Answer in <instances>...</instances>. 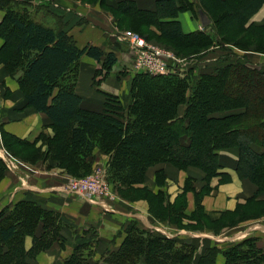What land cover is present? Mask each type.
Returning <instances> with one entry per match:
<instances>
[{
	"label": "trees",
	"instance_id": "1",
	"mask_svg": "<svg viewBox=\"0 0 264 264\" xmlns=\"http://www.w3.org/2000/svg\"><path fill=\"white\" fill-rule=\"evenodd\" d=\"M11 1L0 0V11L4 12L0 22L3 41L0 64L10 76L21 72L17 82L27 105L45 114L55 131L52 137L40 136L45 154L41 152L39 159L56 161L57 144L59 158L70 170V161L84 163L99 143V149L109 156L110 179L119 184L122 192L137 190L136 186L143 183L144 174L151 167L168 165L184 172L199 171L202 174L200 179L187 176L183 193L173 204L162 188L163 168L155 172L154 185L158 190L156 194L148 191L150 208L154 203L162 207L163 217L173 225H181L180 220L184 218L186 193H194L192 217L201 210L202 198L211 193V179L219 177L222 182L228 181L229 175L223 171L228 167H233L240 179L255 186L247 203L264 198V137L258 135L259 130L264 131L263 70L253 67L242 56L227 60L197 78L190 73L183 78L177 74L150 76L137 73L127 108L115 104L117 99L112 98L113 94L99 91L103 98L100 111L84 110L82 99L75 92L78 62L88 57L100 63L106 73L118 61L114 52H105L91 44L79 47L60 27L50 28L33 20L24 21L7 5ZM95 2L113 16L119 28L128 25L132 29L144 28L150 33L156 29L158 34L151 33L153 37L177 44L188 57L213 47L225 51L232 47L242 52L260 51L242 48L230 38L243 32L254 33L260 28L249 24V20L264 0H233L231 4L230 0H207L212 8L218 5L219 10H224L220 17L201 1L197 3L199 10L206 13L213 31L190 34L182 32L176 18L179 12L193 13L197 5L194 1L155 0L152 11L138 8L134 0H121L114 7H106L104 0ZM137 34L149 40L147 35ZM260 53L264 54V51ZM68 78L69 83H65ZM231 84L239 90V97L204 104L209 92L217 95ZM182 105L185 110L180 117L178 109ZM139 126L143 135L135 132ZM59 131L63 133L57 141ZM165 131V141L158 146L156 135ZM2 141L5 147L11 141L37 148L35 143L6 133L2 134ZM147 146H153V152L141 155L140 149ZM40 149L38 147L36 152ZM225 152L235 153L236 161ZM5 170L0 160V180ZM152 215L158 216L155 212ZM222 218L210 221L213 226H206L207 229L217 234L224 226L217 227ZM196 223L201 226L203 219H197ZM123 228L124 237L116 250H106L94 260V243H79L63 264H264V250L254 238L243 239L226 249L206 246L199 252L189 242L158 236L140 228L135 221L128 222ZM61 230L60 217L55 212L41 208L33 201L17 202L7 215L0 214V264H36L34 259L39 252H46L55 244L64 246ZM27 235L33 237V245L28 251L23 248V239Z\"/></svg>",
	"mask_w": 264,
	"mask_h": 264
},
{
	"label": "crops",
	"instance_id": "2",
	"mask_svg": "<svg viewBox=\"0 0 264 264\" xmlns=\"http://www.w3.org/2000/svg\"><path fill=\"white\" fill-rule=\"evenodd\" d=\"M119 1L121 0H104L106 7H114ZM134 2L138 8L143 10L152 11L155 8V0H134ZM63 3L68 2L64 1ZM67 6H71V4L59 6L58 17L61 19L59 22L60 28L73 37L77 46L82 47L86 44H91L105 52H114L118 62H127L125 55H128V52L124 53L125 51L122 50V44L126 43L116 38V34L119 33L117 30L121 31V27L117 26L113 16L109 12L101 10L99 5L93 10L84 9L74 4L71 7ZM3 16L4 13L0 11V22ZM176 20L179 22L184 34L209 32L207 30L209 27H202L197 15L195 16L191 11L179 12ZM249 23L257 27H264V4L250 18ZM153 31L158 34L156 29H153ZM2 44L3 41L0 38V48ZM248 55H251V59L256 60L253 62L255 67L264 71V55L256 53H249ZM205 61L208 65L217 64V59H206ZM98 64V62L88 57L81 58L77 64L78 74L75 92L81 97V107L84 110L100 111L103 98L99 91L119 94L122 90L120 83L118 82V86H116L111 80L113 77L109 74L101 79L98 85L92 84L94 73L98 70ZM113 72L118 73V70L113 68ZM117 76L119 78L118 74ZM17 78L18 74L10 76L5 66L0 64V135L2 130H5L12 136L35 143L37 147H41L44 150L45 146L42 144L43 139H39L40 136L52 137L55 131L45 114L37 112L27 105L25 94L20 89ZM80 78L83 80L81 88ZM2 85L6 89H2ZM224 154L231 158L232 161H236L235 153L225 152ZM33 165L31 169L29 168L30 171L24 169L27 172L26 178L20 175V171L14 170L5 173L4 178L0 182V208L8 201H11L12 198L14 199V195L19 194L29 201L37 202L40 206L54 210L55 208L51 205V201L60 199V197L67 200L66 203L59 206L60 208H57L58 212H63L61 215L63 216L62 220L65 226H62L61 237H63L64 246L61 247L55 244L48 251L40 253L36 258L37 264H62L65 258L72 252L73 247L79 243L88 242L94 243L93 250L95 256L92 259L97 260L104 251L116 250L119 247L124 237L122 228L130 221H135L140 228L145 230L163 229L164 231L160 230L156 235L174 238L181 242H189L193 245L197 243L202 244L203 242L209 243L213 236V231L207 229V227H202L201 231L196 232L173 228V225L165 219L159 220L150 214V212H146L147 204L144 201H137L135 203L115 201L114 203H109V207L103 208L98 204L92 205L91 203L80 201L81 199L78 197L64 196L63 194L67 193L59 191V180L53 174V172L61 173L63 170L54 168L53 164H50L49 167L37 163ZM223 171L229 175L228 181L222 182L219 177L212 179L210 183L212 193L205 195V198L202 200L204 216L210 221H218L221 212L231 211L237 206L246 203L255 191V186L247 180L240 179L233 167L225 168ZM166 172L167 174L169 173L170 182L167 190L164 191L170 195V204H172L177 194L181 192L187 176H193L196 179H200L202 176L196 170L177 173L171 167H167ZM152 182H147L145 179L142 184L136 187L139 190L147 188L151 193L156 194L158 189L154 185V182L150 185ZM198 184L199 182H197ZM5 199L9 200L4 201ZM187 199V209L191 211L194 206L192 193L187 194ZM77 202L79 206H83L84 211L75 213L73 212L74 210L70 211L66 209L68 203L74 205ZM183 222L186 223V221ZM248 223L255 224L252 221ZM196 226L199 225L196 224ZM261 229L264 230V225L262 224ZM252 230H256L253 232H257L259 230L258 226ZM221 235L220 238L224 237V232ZM240 237L245 239L251 236L244 233ZM212 245L215 244H208V246ZM258 245L264 250V239L260 242L258 241ZM30 246L31 239L26 238L25 249L29 250ZM216 246L219 247V245ZM226 248L228 247L224 249Z\"/></svg>",
	"mask_w": 264,
	"mask_h": 264
},
{
	"label": "rangeland",
	"instance_id": "3",
	"mask_svg": "<svg viewBox=\"0 0 264 264\" xmlns=\"http://www.w3.org/2000/svg\"><path fill=\"white\" fill-rule=\"evenodd\" d=\"M64 1L68 2V3H63ZM190 1H194V4L195 3L200 4L202 1L204 6L208 7V9H211L213 14L217 17H220V15L224 12V10L218 9L219 8L218 5H216L214 8L209 6V4H207V0H190ZM231 3H234L233 0H230V4ZM68 4H71V6H73V4H74L77 6H81L84 9L87 8L90 10L97 8V2H95V0H13L10 3H8L7 5L9 7H12L13 11H15L17 16L24 21H26V19H28V20L36 21V22H38V23H40L46 27L59 28L60 27L59 22L61 21V19H59L60 17H58V13L60 10L59 6L60 5L65 6ZM71 6H67V7H71ZM195 6L196 7L194 8L193 14L196 16L198 14V13H196L197 12L196 9L197 8L199 9V6H198V4ZM100 9L102 10V8H100ZM232 19L233 18H231V20ZM231 22H234V20H232ZM249 24H251V23H249ZM208 27L209 28L207 30L209 32H212L213 30H212L211 22H210ZM261 28H264V27H260V28L256 29L254 31V33L243 32V33H239V34H234V36H232L230 39L232 42L237 43L242 48H245L248 50L264 51V29H261ZM120 30L121 31L117 30V32H119V33H117V35L122 34L124 31H132V30H134L137 33H140L143 36L147 35L149 37V40H146L147 42H149L150 44L158 47L159 49H161L165 52L170 53L175 58H177L179 60H183L181 63L177 64V66L174 70L175 73H169V74H174V75L177 74L178 77H180V78H183L184 75H188L189 73L191 75L193 74L194 78H197L198 76H200V74L206 73V72H211L216 67H219V66L225 64V61L233 60V59H235V57L239 58V57L245 56L246 61H249V63L253 67H255L253 62H255L256 60L251 59L250 58L251 55H248V54L249 53H256V54L264 55L263 53H260V51L259 52H253V51L242 52V51L237 50L236 48L234 49V47L225 51V50H221L217 47H213V48H210L206 52H203L199 55L188 57L186 54L187 52L178 48L177 44H175L173 42L161 40V39L156 38V37H153V35L151 34V33L155 34V32L153 30H151L153 32L150 33V32H146V30L144 28L132 29L128 25L122 26V28ZM143 39H145V38H143ZM122 47H123L122 50L125 51L124 53L128 52L129 56L125 55V57H127V62H124V61L118 62L117 61V63L111 68V70L109 72H106V73H108L110 76L113 77L111 80L116 86H118V82H119L121 85V89H122L121 92H119V94H113L112 98H116L117 103L114 102V99L112 100V103L113 104L119 103L120 106L125 109V108H127L128 104L130 102L129 95H130V91H131L132 86H133V81L135 79L134 76L137 73H141V74L142 73L148 74V73L134 72L131 69V61L133 58L130 55L129 47L127 44H122ZM234 54L237 56H235ZM206 59H217V64L208 65V63L205 61ZM97 67H98V70H96V71H98V72L94 73V77L92 79V84H94V85H98L100 80L108 75L102 69V66L100 63L98 64ZM113 68L118 70V73L113 72L115 74V76L112 73ZM258 69H260V68H258ZM73 72L75 73V70ZM110 73H112V74H110ZM17 74L20 77L21 72H17ZM117 74L119 75V78H118ZM149 75L150 76H158V75H151V74H149ZM165 75H167V74H165ZM144 76H147V75H144ZM71 80L73 81L72 78H71ZM65 83H69V78L66 80ZM22 85L24 86L23 83H22ZM82 86H83V80H82V78H80V88ZM24 88L28 89L27 86H24ZM2 89H6L4 87V85H2ZM223 89L224 90L222 92H218L217 95L209 92V94L207 95V98H206L208 101H205L204 104L205 103L206 104H214L215 100H217V99L223 98L224 100H227V99L230 100L234 97H239V95H240L239 90H237V88H235V86L232 84L225 86ZM115 108L116 107H114V109ZM178 110H179L178 115L181 117L183 115L184 110H185V105L180 106ZM124 114H125V112H124ZM135 132H137L138 135H143L140 126L135 129ZM3 133L9 134V135H11V134L5 130H2L1 135H0V140H1L0 160L3 162V164L6 168V170L4 172V176H5L6 172L15 170V171H20L21 172L20 175L22 177L26 178L27 172L24 169H28V171H30L32 166H34L33 164H36V163L37 164H43L44 166H48V167L50 166V164H53L54 168H58V169L63 170V172H61V173L53 172V174H54V177L59 180V191H63L65 193H67V194L62 193L64 196L68 195L69 197H78L81 199L80 201H84L86 203H91L92 205L98 204V205H101L103 208L109 207L110 206L109 203H114L115 201H117V202H119V201L124 202L125 201V202H131V203H133V202L135 203L137 201H144L147 204V208L145 207L146 212H148V213L150 212V214H153L155 212L158 215L156 218H158L159 220L165 219L163 217V214L165 212H164V209L162 207H158L157 204L154 203L152 205V208H150L149 204L151 202L150 201L151 198L149 199V196H148L149 190L147 188L141 189V190L133 189L130 191L122 192L119 184H114L111 181L110 175L108 174L109 173V168H108L109 156L107 154L103 153L99 149V147H100L99 143H98V147L94 148L92 150V152L84 159V163H81V162L75 163L74 161H70L69 162L70 165L68 163V165L70 166V168H69L70 170H68L66 168L67 164H64L66 162L63 161V159L59 158V152H60L59 149L60 148L57 146V144L55 145V151H57L56 153L58 154L57 158L55 159L56 161H50V160H46L44 158L39 159L38 157L41 156L42 153L45 154V151H44L45 149L44 150H42V149L38 150V151H40V153H39L38 151L36 152V149H38V147L37 148L31 147V145H24V144H20L17 142H11V141H9L7 144L9 146L5 147V145L2 141V134ZM62 133H63L62 131L61 132L59 131L57 133L58 134L57 141H60ZM208 133H209V131L206 132V134H208ZM166 134H167V132L165 131L163 134L156 135L157 140L159 141V143H157L158 146H161V143H163L165 141ZM258 135L264 137V131L259 130ZM152 150H153V146H147L145 148L140 149V154L146 155L149 152H153ZM35 153H36V155H35ZM62 167H64V168H62ZM167 167H171V166L165 165V166L148 168L146 173L144 174L146 181L147 182L148 181L154 182L155 181V172H157V170H161L158 168H163L162 172H164V179H163L162 188L164 190H167V188L169 186V182H170L169 181L170 180L169 173L167 174V172H166ZM171 168H173V167H171ZM182 171L183 170H175V172H177V173H180ZM35 174H37V173H35ZM91 175H100L103 177V179H105V181L108 185L107 187L110 191L108 196H110V197H106L104 199H98V200L95 199L94 200V198H92L91 196H85V195H80V194H76V193H71V192H68L66 190L65 187L69 182L83 180V179H86L88 177H91ZM4 176H3V178H4ZM150 177H152V179H150ZM186 178H185V180H186ZM212 179H214V178H212ZM212 179H211V181H212ZM1 180H0V182H1ZM211 181H210V183H211ZM153 182L150 185H152ZM209 186H210V184H209ZM118 189H120V191H118ZM198 189H199L198 186H195V190L198 191ZM183 190L184 189L182 188L181 192L177 194V196L175 197L172 204L175 202L176 198L183 193ZM165 193L167 194L166 191H165ZM188 193L189 194L192 193V195L194 197L193 192H187L186 193V195H185V197H186V208H184V215H183L184 218L182 219V221L180 220L181 225H179V223H176L177 225L172 224L173 228H178V229H182V230H186V231L190 230V231L196 232V231H201L202 227H206V226L208 228L212 227L213 226L212 222H209L210 220H208L205 216H204L205 218H203L204 208L202 205V200L205 198V196L202 198L201 203H200L201 204V210L199 209L198 211H196L194 213L196 215H193L192 217H190L191 214L195 210V198H194L193 210L190 211L187 209L188 208V199H187ZM211 193H209L207 195H210ZM214 193H216V192H214ZM58 195H59V193H58ZM13 197H14V199L12 198L11 201H8L5 205H3L0 208V214H2V215L6 214L7 215V213L10 211V209L17 202H19L21 200H25V201L28 200V199L21 197L20 194L14 195ZM166 197L169 198L170 195L167 194ZM166 197H164V199H166ZM6 200H9V199H5L4 201H6ZM66 202H67V200L62 199L61 197H60V199L51 201L50 203L55 208V210L40 206L37 202H34V203L39 205L41 208L53 211L56 214H58V216L60 217L61 225L64 227L65 225H64V222L62 220L63 216L61 215L63 212L62 213L58 212L57 208H60L59 206L63 205ZM164 204H165V201H164ZM66 209H68L70 211L74 210L73 212H75V213H77L79 211H81V212L84 211L83 206H79L78 202L74 205H71L70 203H68V205H66ZM195 216H196V219H195ZM199 218L203 219V224L201 226H196V224H197L196 220ZM220 218H222V219L219 221L217 227L220 228V226H222V225H224V226H223V228H221V230L217 234L213 233V236L211 237L209 243L203 242L202 244H199V243L194 244L198 248L199 252L203 248L208 246V244L219 245L220 249H224L225 247H229V245H234L237 242L241 241V239H243L240 237V235H243L244 233L248 234V236H251V237H247V238L256 239L257 243H258V241L260 242L261 240L264 239V230L261 229V224L264 225V198H262L261 200H260V198H258V199H255V200L249 202V203H247V201H246V203L237 206L235 209H233L231 211H223L220 213L219 219ZM183 221H186V223H184ZM187 221H189V223H187ZM249 221L250 222L252 221L255 224L248 223ZM245 222H247V223H245ZM256 222H260V223H256ZM164 225H167V224H164ZM210 225H212V226H210ZM257 226H258V229L260 231L257 230V232H253L256 230H252V229L256 228ZM40 229L41 228L39 227L37 229V231L39 232ZM123 229L124 228H122V230ZM160 230L164 231L163 229H160V228L150 229L147 231L157 234V233H159ZM202 232H204V231H202ZM223 232L225 235H224V237L220 238V236H222L221 234ZM26 238L31 239V246H30V248H31L33 245V237L29 236V235L24 236L23 248L25 249ZM25 250L28 251L27 249H25ZM40 253H43V252H39L36 255V257L34 259L35 263H36V258Z\"/></svg>",
	"mask_w": 264,
	"mask_h": 264
},
{
	"label": "built area",
	"instance_id": "4",
	"mask_svg": "<svg viewBox=\"0 0 264 264\" xmlns=\"http://www.w3.org/2000/svg\"><path fill=\"white\" fill-rule=\"evenodd\" d=\"M116 38L128 45L130 55L133 58L131 69L134 72H145L151 75L175 73L174 70L177 64L183 61L150 44L133 31L116 34ZM107 186L102 176L91 175V177L83 180L71 181L65 188L68 192L91 196L94 200H98L110 197L108 196L110 191Z\"/></svg>",
	"mask_w": 264,
	"mask_h": 264
},
{
	"label": "water",
	"instance_id": "5",
	"mask_svg": "<svg viewBox=\"0 0 264 264\" xmlns=\"http://www.w3.org/2000/svg\"><path fill=\"white\" fill-rule=\"evenodd\" d=\"M197 17H198V20H199L201 26L208 28L211 21L208 18V16L206 15V13L203 12L202 10H198V16Z\"/></svg>",
	"mask_w": 264,
	"mask_h": 264
}]
</instances>
